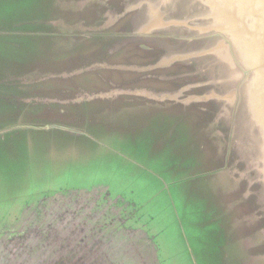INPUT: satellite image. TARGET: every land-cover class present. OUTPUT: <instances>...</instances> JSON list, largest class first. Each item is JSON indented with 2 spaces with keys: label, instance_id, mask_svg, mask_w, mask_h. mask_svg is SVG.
<instances>
[{
  "label": "water",
  "instance_id": "obj_1",
  "mask_svg": "<svg viewBox=\"0 0 264 264\" xmlns=\"http://www.w3.org/2000/svg\"><path fill=\"white\" fill-rule=\"evenodd\" d=\"M96 131L161 160L182 206L202 211L216 264H264V0H0V142ZM93 191L34 196L0 247L82 216L94 240L155 253L139 208L98 190L75 202Z\"/></svg>",
  "mask_w": 264,
  "mask_h": 264
},
{
  "label": "rangeland",
  "instance_id": "obj_2",
  "mask_svg": "<svg viewBox=\"0 0 264 264\" xmlns=\"http://www.w3.org/2000/svg\"><path fill=\"white\" fill-rule=\"evenodd\" d=\"M56 144L52 155L44 156ZM131 144L126 134L120 137L115 131L102 135L96 131L89 138H51L42 134L34 136V140L24 136L9 143L0 142V229L16 223L24 215L26 205L33 204L34 196L55 190H94L93 194L81 192L75 202L88 207L98 191H103L110 198H120L125 210L139 208L140 222L156 245L152 253L149 246H137V242L133 246L129 240L121 244L123 237L118 234L111 240H94L85 231L68 240H62L67 236L60 239L71 228H80L77 221L84 226L78 214L77 219H69L65 228L60 227L58 239L53 242L59 246L30 264H216L219 256L210 249H216L217 240L210 238L209 229L202 230L199 225L204 219L202 211L184 208L161 160ZM67 146H76L77 154L67 152ZM231 225L235 227L236 223ZM238 233V229L232 232L234 237ZM126 243L129 246L125 248L129 249H121ZM4 246L0 247V264H27L32 259L22 248ZM130 247L140 248L141 254L129 252Z\"/></svg>",
  "mask_w": 264,
  "mask_h": 264
},
{
  "label": "trees",
  "instance_id": "obj_3",
  "mask_svg": "<svg viewBox=\"0 0 264 264\" xmlns=\"http://www.w3.org/2000/svg\"><path fill=\"white\" fill-rule=\"evenodd\" d=\"M61 217V213H55L54 214V218H59ZM44 226H48L50 227L49 231L48 230H44L42 228H35L34 231V236L36 237V239H34L35 241H33L31 244L29 245H25L22 248V251L25 252V254L30 253L32 259L30 261H27V264L36 262L39 260L38 256L44 255L46 253H48L49 251L53 250L54 247L59 246L56 243L57 239H58V235H59V230L56 227V224L53 225L52 222H49L47 224H45ZM77 229V230H75ZM79 232H83V227L80 228H71L70 232L61 235L60 239H62V236H67V238H64L62 240H68V238H71L69 236H73L74 234H78ZM112 251L115 249V247L110 248ZM118 249V248H116ZM27 252V253H26ZM106 259L108 260H112L110 258H108L106 256ZM18 264H22V263H18Z\"/></svg>",
  "mask_w": 264,
  "mask_h": 264
}]
</instances>
